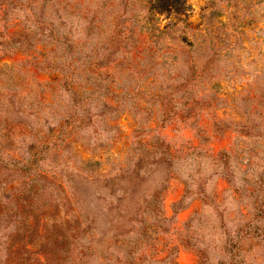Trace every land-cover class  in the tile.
Segmentation results:
<instances>
[{"label":"rangeland","instance_id":"1","mask_svg":"<svg viewBox=\"0 0 264 264\" xmlns=\"http://www.w3.org/2000/svg\"><path fill=\"white\" fill-rule=\"evenodd\" d=\"M12 1L0 264H264V0Z\"/></svg>","mask_w":264,"mask_h":264},{"label":"trees","instance_id":"2","mask_svg":"<svg viewBox=\"0 0 264 264\" xmlns=\"http://www.w3.org/2000/svg\"><path fill=\"white\" fill-rule=\"evenodd\" d=\"M12 2H13L12 0H3V3H5V4L2 5V6H5V9H6L7 8L6 5H8L9 3L11 4ZM90 24H91V28H93L92 21L91 20H90ZM72 26H73V23L70 21V25H68V24L66 25V30L60 33L61 39H59V41H61L65 45V47H66L65 48V51L67 53V55H66L65 59L62 61V63H59L60 64V67L58 69L62 73L63 78H64L65 81L68 80V78L72 74V71L75 69L74 64L77 63L80 60V58L83 56L82 53H81V50H83L82 48H84V46L81 45V49L79 51H77L76 50V48H78V46L76 45L77 44V41L76 40H73L72 37H71V35H70L71 30L69 28H71ZM86 31L88 33L90 32V29H89L88 26L86 27ZM51 32H53V31H51ZM56 33H58V31ZM113 38L114 39L116 38L114 40V45L115 46H119V43L118 42H120L121 40L118 39L117 35H114ZM95 48H96V46H95ZM93 50L97 51L94 48H93ZM190 51H191V49H187V51H186V54H187L188 58H192V56H193ZM84 54H86V53H84ZM216 55H217V52L216 51H213L208 61H211ZM85 56L87 57L89 55H85ZM190 62H192V66L191 67L194 68L195 65H196V63L193 62V61H188V63H190ZM51 68H53V67L51 66ZM47 147H45L44 149H42V150L39 151L38 159L40 158L39 156H41V157L43 156V153L46 151ZM35 156H37V155H35ZM33 160H37V158L34 157ZM33 169H34V166L32 164H29V163L28 164L25 163L24 165H21L20 167H17V170L19 171V173L23 177L24 176H27L30 172H32ZM32 188H35L34 193H36L38 187L35 186V185H33Z\"/></svg>","mask_w":264,"mask_h":264}]
</instances>
